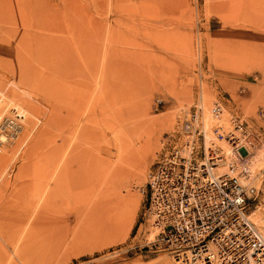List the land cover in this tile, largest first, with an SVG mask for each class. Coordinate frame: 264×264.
<instances>
[{"label": "rangeland", "instance_id": "obj_1", "mask_svg": "<svg viewBox=\"0 0 264 264\" xmlns=\"http://www.w3.org/2000/svg\"><path fill=\"white\" fill-rule=\"evenodd\" d=\"M0 93L25 113L0 153V264H174L138 188L197 99L208 128L216 101L244 122L245 147L222 144L264 233V0H0Z\"/></svg>", "mask_w": 264, "mask_h": 264}, {"label": "built area", "instance_id": "obj_2", "mask_svg": "<svg viewBox=\"0 0 264 264\" xmlns=\"http://www.w3.org/2000/svg\"><path fill=\"white\" fill-rule=\"evenodd\" d=\"M222 113L221 102H214L215 124L208 128L197 99L163 137V150L138 188L146 198L144 223L154 232L150 246L174 264H264V233L249 212L257 190L227 162L222 144L245 147L248 132L236 116L225 127ZM24 121L0 93V153L22 141Z\"/></svg>", "mask_w": 264, "mask_h": 264}, {"label": "bare ground", "instance_id": "obj_3", "mask_svg": "<svg viewBox=\"0 0 264 264\" xmlns=\"http://www.w3.org/2000/svg\"><path fill=\"white\" fill-rule=\"evenodd\" d=\"M110 51V50H109ZM4 102H6L5 100H4ZM6 105H7V107L9 108V107H11L12 109H21V111H22V115L24 114V117H25V113H24V110L21 108V107H19L17 104H8L7 102H6ZM120 115V114H119ZM119 115H118V117H119ZM121 117H122V115H121ZM209 119V118H208ZM225 149H226V147H225ZM235 152V151H234ZM118 155V154H117ZM229 151L228 150H226V157L228 158L229 157ZM240 156V155H239ZM124 157H122V156H118L117 157V161H116V163L114 164V165H112L111 166V168L109 169L110 170V172H109V174H108V177L110 178V177H117L119 174H120V172H121V170H122V162H123V159ZM233 163V162H232ZM108 167V166H107ZM107 169V168H106ZM246 169V168H245ZM106 171V170H105ZM108 178V179H109Z\"/></svg>", "mask_w": 264, "mask_h": 264}]
</instances>
